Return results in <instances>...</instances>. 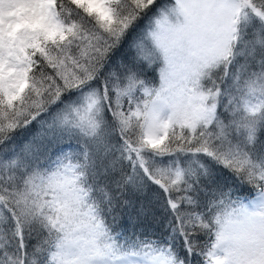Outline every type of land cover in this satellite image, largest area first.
<instances>
[{"label": "snow or ice", "instance_id": "obj_1", "mask_svg": "<svg viewBox=\"0 0 264 264\" xmlns=\"http://www.w3.org/2000/svg\"><path fill=\"white\" fill-rule=\"evenodd\" d=\"M0 264H264V0H0Z\"/></svg>", "mask_w": 264, "mask_h": 264}]
</instances>
